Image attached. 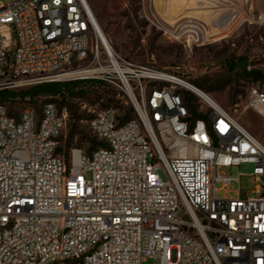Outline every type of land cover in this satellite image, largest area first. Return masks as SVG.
<instances>
[{
	"label": "built area",
	"instance_id": "2783aa9c",
	"mask_svg": "<svg viewBox=\"0 0 264 264\" xmlns=\"http://www.w3.org/2000/svg\"><path fill=\"white\" fill-rule=\"evenodd\" d=\"M87 80L133 111L94 114L103 147L89 154L57 152L65 109L12 117L0 104V264H264L263 143L218 104L187 103L181 79L117 54L86 0L0 4V91ZM245 111L264 123L263 90ZM241 165L244 198L242 174L220 173Z\"/></svg>",
	"mask_w": 264,
	"mask_h": 264
},
{
	"label": "rangeland",
	"instance_id": "374dc122",
	"mask_svg": "<svg viewBox=\"0 0 264 264\" xmlns=\"http://www.w3.org/2000/svg\"><path fill=\"white\" fill-rule=\"evenodd\" d=\"M10 1L0 0V4ZM86 1L117 54L136 66L163 71L199 88L264 144L263 121L245 111L249 89L264 91V0ZM111 89L118 92L111 97L118 104L108 107L107 95L99 98L91 90L78 99H67L61 109L58 97H40L34 102L14 98L3 106L12 117L30 107L39 113L51 100L58 109H65L69 121L58 138V149L68 158L72 150L89 154L93 142H99L88 127L94 114L114 110L119 121L127 114L130 104L126 96ZM252 169L251 165H241L221 169L220 173L233 179L238 172L242 174L239 188L244 198L253 187ZM230 190L236 191L237 184L231 183ZM142 264L154 261L148 259Z\"/></svg>",
	"mask_w": 264,
	"mask_h": 264
},
{
	"label": "trees",
	"instance_id": "16d2710c",
	"mask_svg": "<svg viewBox=\"0 0 264 264\" xmlns=\"http://www.w3.org/2000/svg\"><path fill=\"white\" fill-rule=\"evenodd\" d=\"M253 74V73H252ZM88 90H91L94 94H99V98L103 97V95H107L106 102L107 107L110 105L118 104L115 100L111 97H115L118 95V92L113 91L111 86L107 83L99 80H87V81H76V82H68V83H52V84H43L34 87H30L25 91L19 92H8V91H0V104L3 105L5 101L14 100V98H18L20 101H29L34 102L35 99L40 97H49L54 98L58 97L60 99V106L59 108L63 107L66 103V100L69 98L78 99L83 96ZM185 101L187 103L193 102V96L189 93H184ZM53 100L47 103H53ZM190 111L194 113L193 105L189 107ZM197 117L196 115H194ZM133 118V111L132 108L129 106V110L124 118L121 119L120 123L126 122ZM99 147H103L101 142H93L91 150H95ZM57 152L59 149L57 148Z\"/></svg>",
	"mask_w": 264,
	"mask_h": 264
},
{
	"label": "bare ground",
	"instance_id": "6f19581e",
	"mask_svg": "<svg viewBox=\"0 0 264 264\" xmlns=\"http://www.w3.org/2000/svg\"><path fill=\"white\" fill-rule=\"evenodd\" d=\"M87 2V1H86ZM180 5V4H179ZM181 6V8H183L182 7V5H180ZM182 10V9H181ZM179 84H180V86L182 87V88H184L185 90H187V91H189V92H191V93H193L194 95H196L198 98H200L201 100H203L204 102H208V103H213V104H217L208 94H206L205 92H203L202 90H200L199 88H197V87H195V86H193V85H191V84H189V83H187V82H185V81H183V80H181L180 82H179Z\"/></svg>",
	"mask_w": 264,
	"mask_h": 264
}]
</instances>
